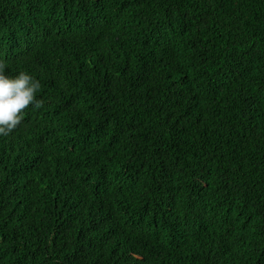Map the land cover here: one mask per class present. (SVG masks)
I'll return each instance as SVG.
<instances>
[{
    "label": "trees",
    "instance_id": "16d2710c",
    "mask_svg": "<svg viewBox=\"0 0 264 264\" xmlns=\"http://www.w3.org/2000/svg\"><path fill=\"white\" fill-rule=\"evenodd\" d=\"M0 61V264H264V0H0Z\"/></svg>",
    "mask_w": 264,
    "mask_h": 264
},
{
    "label": "clouds",
    "instance_id": "9594fccd",
    "mask_svg": "<svg viewBox=\"0 0 264 264\" xmlns=\"http://www.w3.org/2000/svg\"><path fill=\"white\" fill-rule=\"evenodd\" d=\"M41 83L28 72L16 75L7 72V64L0 61V136H7L21 123L24 110L43 107L37 93Z\"/></svg>",
    "mask_w": 264,
    "mask_h": 264
}]
</instances>
